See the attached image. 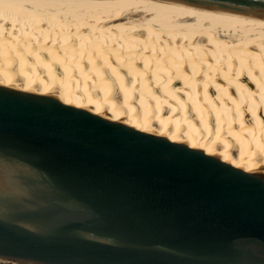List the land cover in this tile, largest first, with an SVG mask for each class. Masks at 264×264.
Segmentation results:
<instances>
[{
	"label": "water",
	"instance_id": "obj_1",
	"mask_svg": "<svg viewBox=\"0 0 264 264\" xmlns=\"http://www.w3.org/2000/svg\"><path fill=\"white\" fill-rule=\"evenodd\" d=\"M0 264H264V176L0 85Z\"/></svg>",
	"mask_w": 264,
	"mask_h": 264
},
{
	"label": "bare ground",
	"instance_id": "obj_2",
	"mask_svg": "<svg viewBox=\"0 0 264 264\" xmlns=\"http://www.w3.org/2000/svg\"><path fill=\"white\" fill-rule=\"evenodd\" d=\"M0 85L264 176V13L194 0H0Z\"/></svg>",
	"mask_w": 264,
	"mask_h": 264
},
{
	"label": "rangeland",
	"instance_id": "obj_3",
	"mask_svg": "<svg viewBox=\"0 0 264 264\" xmlns=\"http://www.w3.org/2000/svg\"><path fill=\"white\" fill-rule=\"evenodd\" d=\"M262 174V173H261Z\"/></svg>",
	"mask_w": 264,
	"mask_h": 264
}]
</instances>
